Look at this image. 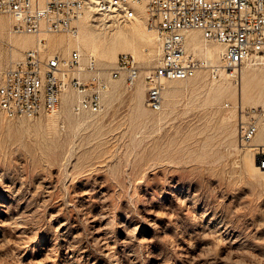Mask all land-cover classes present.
Returning a JSON list of instances; mask_svg holds the SVG:
<instances>
[{"label":"rangeland","instance_id":"obj_1","mask_svg":"<svg viewBox=\"0 0 264 264\" xmlns=\"http://www.w3.org/2000/svg\"><path fill=\"white\" fill-rule=\"evenodd\" d=\"M148 35L152 42L118 56L151 66L157 45ZM6 36L0 77L21 58ZM49 47L65 59L74 50ZM81 53L84 66L95 57L104 77L117 61L101 49ZM248 66L264 72V63L245 64L230 78L234 87ZM138 83L130 90L122 80L100 114L72 108L80 122L60 120L57 131L46 125L53 114L9 119L0 111V264H264V179L246 170L244 158L256 151L242 150L235 125L238 105L264 108L263 98L211 102L193 80L177 84L160 111L144 101L143 113L133 102Z\"/></svg>","mask_w":264,"mask_h":264},{"label":"built area","instance_id":"obj_2","mask_svg":"<svg viewBox=\"0 0 264 264\" xmlns=\"http://www.w3.org/2000/svg\"><path fill=\"white\" fill-rule=\"evenodd\" d=\"M140 4L145 7L148 29L157 36V56L151 66L123 53L104 77L95 57L90 56L84 66L79 49L65 59L40 39L2 72L0 111L9 119L49 115L58 109L62 95L74 89L79 95L75 113L97 115L110 81L123 80L131 90L143 78L145 106L157 112L163 108L168 82L187 80L200 71L216 78L225 71L236 78L245 64L264 63V0H0V23L12 20L15 34L76 38L88 14L98 23L102 16L109 24L113 18L130 22L138 16L132 15V8ZM191 32L223 46L219 66L187 48ZM83 72L89 74L86 80L76 77ZM235 112L237 141L242 150L247 149L264 122V108L238 105ZM258 157L264 169V154Z\"/></svg>","mask_w":264,"mask_h":264},{"label":"bare ground","instance_id":"obj_3","mask_svg":"<svg viewBox=\"0 0 264 264\" xmlns=\"http://www.w3.org/2000/svg\"><path fill=\"white\" fill-rule=\"evenodd\" d=\"M137 7L138 8H132V15L138 16L136 17V19L130 22H120L117 18H113L114 20L111 22V24H109L106 18L102 16V23H98V21L93 20V15L88 14L81 21L80 33L76 38L70 37L68 39H57L54 38L53 35L47 34H42L39 37L27 34H15L11 29L12 20L10 19L2 20V22L0 23V34L2 37H5V35H7L6 37L9 40V44L6 45L15 58L22 56L23 51L32 49L37 46V43L40 39H46V41H48V46L52 44L61 48L66 45L64 49L65 51L63 50L65 56H68L72 49H79L81 52L83 50L85 51V49L91 51L101 49L102 54L106 59L116 61L117 56L121 51L136 52L139 41L147 43L152 42L150 39V35L148 34L155 32H151L147 27L145 7L143 4H140ZM101 26L103 27L101 28ZM112 26H114L115 28L111 29ZM102 30H105L106 32L102 33ZM0 42L2 43L1 37ZM156 45L158 46L157 36ZM187 48L193 51L195 54L203 56L213 66L220 65L221 53L224 51L223 46L216 43L211 44L205 41L199 32H191L189 34V36L187 37ZM201 72L202 71L198 72L194 77L187 80L168 82L164 91V97L173 98L177 93V84L195 80L199 81L200 85H203L207 88L208 99L211 102H218L222 99H230L233 100L232 102H234L236 105L241 103H243L244 105H257L259 103L257 100V95H260L264 101V86L261 87L259 83L262 77H264V72H257L256 69L250 66L246 67L241 71L242 81L238 87H234L232 82L230 81V78L233 75L228 74L225 71L220 73L221 80L217 81L215 79H217L218 77H213L214 80H212L211 82H209L208 80V74L204 75V72L203 74H201ZM140 80H138V82ZM121 82L122 80L110 81L111 89L106 92L108 103H112V101L120 95ZM145 93L146 87L144 86V84L142 82L138 83L136 92L133 97L135 111L143 113L146 112V110L144 109V101L146 100ZM77 99L78 96L76 98L71 90H67L62 95V109H59L58 107L55 112L51 113L53 115L50 116L49 120L46 122L48 129L57 131L60 120H63L69 125H78V123L80 122V118L75 117L72 114V108H74ZM259 131L260 132H258V134L255 136L250 147V150H255L256 152L255 154H251L252 156H246L244 158V165L246 170L253 176L264 179V169L261 167V163L260 167L258 166L257 160L255 159H259L258 155L264 154V123L261 124Z\"/></svg>","mask_w":264,"mask_h":264}]
</instances>
